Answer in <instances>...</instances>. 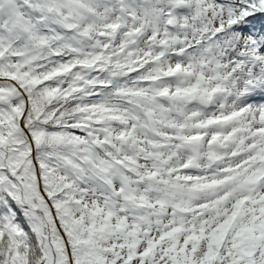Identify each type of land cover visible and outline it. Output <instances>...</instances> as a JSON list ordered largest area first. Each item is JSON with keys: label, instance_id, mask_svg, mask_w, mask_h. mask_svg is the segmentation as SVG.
<instances>
[{"label": "snow or ice", "instance_id": "6c2138e0", "mask_svg": "<svg viewBox=\"0 0 264 264\" xmlns=\"http://www.w3.org/2000/svg\"><path fill=\"white\" fill-rule=\"evenodd\" d=\"M0 264H264V0H0Z\"/></svg>", "mask_w": 264, "mask_h": 264}]
</instances>
